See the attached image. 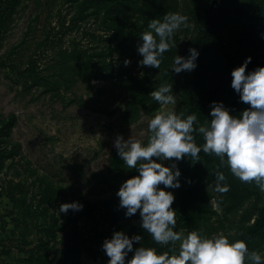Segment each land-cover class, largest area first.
I'll list each match as a JSON object with an SVG mask.
<instances>
[{"label":"rangeland","instance_id":"374dc122","mask_svg":"<svg viewBox=\"0 0 264 264\" xmlns=\"http://www.w3.org/2000/svg\"><path fill=\"white\" fill-rule=\"evenodd\" d=\"M238 2L264 11V0ZM188 4L19 0L10 6L0 21V264H107L110 257L102 244L116 230L142 235L139 243L145 241L158 252L172 250L143 228L139 210L125 214L118 189L139 173L123 160L117 168L112 157L119 134L147 143L148 124L157 112L183 110L180 95L174 104L160 103L130 115L125 79L163 74V65L154 70L139 63L138 45L141 33L149 30L148 13L161 6L181 13ZM118 13L119 18H113ZM131 24L141 29L131 43L137 46L134 50L126 40ZM184 29L175 31L174 42L177 35L182 39L193 35L194 26L191 33ZM251 38V53L262 63L264 28ZM172 50L173 46L167 51ZM176 159L162 162L171 165ZM177 165L181 167L180 160ZM179 179L180 187L167 188L174 193L176 212L182 174ZM219 193L212 184L202 190L194 229L206 235L222 231L233 239L235 212L219 201ZM70 201L81 202L83 208L60 212V204ZM183 223L177 221L175 230L190 231ZM76 242L79 255L73 260L68 245ZM133 243L138 247L137 241ZM259 252L264 256V248ZM133 254L129 252L126 260Z\"/></svg>","mask_w":264,"mask_h":264},{"label":"clouds","instance_id":"9594fccd","mask_svg":"<svg viewBox=\"0 0 264 264\" xmlns=\"http://www.w3.org/2000/svg\"><path fill=\"white\" fill-rule=\"evenodd\" d=\"M189 17L180 12L166 13L161 20L153 18L148 29L141 33L142 43L138 51L142 54L141 65L160 67L166 50L173 46V36L177 29L187 27ZM189 55L177 54L172 67L177 73L197 67L199 51L189 48ZM251 56L232 69L231 84L250 107L240 114H233L223 101H213L211 118L200 123L196 113L184 116L173 109L157 112L149 121L151 135L147 143L130 136L127 140L119 134L114 143L119 156L129 168L138 169L137 175L127 178L119 187L117 195L120 205L126 207V215L138 210L142 226L155 241L171 244V251L158 252L154 246L134 248V241H142L143 236H129L123 230H116L103 241L102 248L110 257L107 264H262L264 256L257 250H249L244 239H230L222 231L206 235L200 230H175L176 209L172 207L174 193L167 188L181 186V169L177 161L185 155L200 160L199 154L214 152L222 162H226L231 172L245 182L255 181L264 191V66L246 71ZM126 63L130 62L128 60ZM162 105L175 103L172 85L162 83L151 93ZM198 125V127H197ZM203 135L204 143L198 144L194 132ZM153 156L159 160L153 159ZM177 158L166 165L162 161ZM216 190L227 191V179L223 171L214 173ZM190 181V178H189ZM163 183L165 187L159 185ZM79 201L62 202L59 211L79 210ZM178 242V250L176 243ZM129 252L134 254L126 260Z\"/></svg>","mask_w":264,"mask_h":264},{"label":"trees","instance_id":"16d2710c","mask_svg":"<svg viewBox=\"0 0 264 264\" xmlns=\"http://www.w3.org/2000/svg\"><path fill=\"white\" fill-rule=\"evenodd\" d=\"M18 1L0 0V21L9 13L10 6ZM116 1L119 2V0ZM186 1L189 3L188 7H185L181 13L189 17L191 24L184 30L191 33V27L194 26L193 35L189 39L176 36L173 50L171 52L166 50L163 55L160 65L165 67L163 74L157 75L155 79L153 74L138 77L135 81L125 79L129 88L126 91L128 93L126 99L130 115L139 114L142 108L154 109L160 105V102L150 93L162 83L171 84L172 92L176 97L182 96L184 107L181 113L184 116L196 113L200 123L210 120L213 101H223L225 106L236 115L250 107V103L242 101L240 94L232 86L231 73L234 67L242 64L249 56L252 59L246 71L260 64L264 66V60L261 63L258 61L259 55L255 57L251 53L252 34L255 30L264 28V11L240 4L238 0ZM169 12L172 11L166 6L157 7L149 11L148 20L157 17L162 20ZM119 16L118 13L113 18H119ZM226 19H230V22L222 24ZM126 31L128 46L135 49L137 46L132 47L135 44L131 43L137 39L141 29L137 24H131ZM190 47H195L199 51L197 67L177 73L171 68L174 57L177 54L188 56ZM157 68L154 66V70ZM119 98L120 96L117 100ZM193 135L198 144L202 145L205 142L203 135L198 131ZM199 157L200 160H195L190 155H185L183 159H180L183 184L176 197L179 205L176 221H183L190 230H195L198 219L196 200L205 186L209 184L215 186L214 173L217 170L223 171L227 177L224 183L230 187L227 191L220 192L218 196L221 203H227V209L235 212L236 224L232 233L233 239L246 240L250 251H259L264 248V191L255 181L245 182L235 176L227 163L222 162L214 152L208 153L202 149ZM121 162L122 158L118 150H115L112 163L119 168ZM231 197L236 198V201L231 200ZM236 205L237 208L234 207ZM136 244L140 246L141 243L137 241ZM142 244H145V241ZM76 245H78L77 242L71 248L68 245L73 260L79 255ZM170 245L166 244L165 248L168 246L169 249ZM71 263L74 264V261ZM3 264L9 263L3 262ZM246 264H254V262L249 259L246 260Z\"/></svg>","mask_w":264,"mask_h":264}]
</instances>
